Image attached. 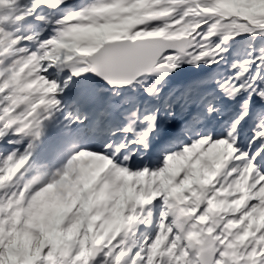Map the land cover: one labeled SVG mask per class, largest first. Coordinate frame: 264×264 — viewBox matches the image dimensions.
Segmentation results:
<instances>
[{"label": "snow or ice", "instance_id": "snow-or-ice-1", "mask_svg": "<svg viewBox=\"0 0 264 264\" xmlns=\"http://www.w3.org/2000/svg\"><path fill=\"white\" fill-rule=\"evenodd\" d=\"M0 264H264V0H0Z\"/></svg>", "mask_w": 264, "mask_h": 264}]
</instances>
